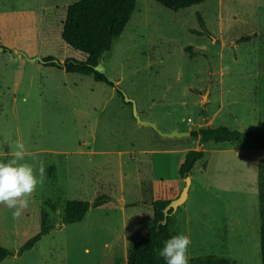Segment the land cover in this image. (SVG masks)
<instances>
[{
  "label": "rangeland",
  "instance_id": "374dc122",
  "mask_svg": "<svg viewBox=\"0 0 264 264\" xmlns=\"http://www.w3.org/2000/svg\"><path fill=\"white\" fill-rule=\"evenodd\" d=\"M77 0H0V161L22 138L45 179L19 217L0 204V244L13 251L40 228L54 227L22 254L0 264H121L147 230L160 179L175 180L189 149L204 150L176 211V231L191 237L188 256L217 255L234 264H261L256 164L264 149L167 132L224 125L264 131V0H204L172 11L137 0L122 34L101 62L115 87L89 75L32 61L35 56L84 60L61 38L67 6ZM199 14L206 29L201 30ZM248 39L239 40L242 37ZM186 46L202 52L189 56ZM206 95V98L203 97ZM52 167V170L50 168ZM77 222L61 223L67 199L92 202Z\"/></svg>",
  "mask_w": 264,
  "mask_h": 264
},
{
  "label": "trees",
  "instance_id": "16d2710c",
  "mask_svg": "<svg viewBox=\"0 0 264 264\" xmlns=\"http://www.w3.org/2000/svg\"><path fill=\"white\" fill-rule=\"evenodd\" d=\"M155 1L172 11H177L204 0ZM136 4L137 0H77L70 3L66 9L61 38L73 49L86 54V58L80 60L70 57L61 62L55 56L47 55L42 57L43 64L56 69H63L67 73L89 75L95 81L104 82L115 87V83L108 81L106 75L96 71L94 66L101 60L103 53L111 50L115 39L122 34L128 21L132 18ZM197 17L202 29L195 31L199 34L207 33L212 37L206 29L202 17L199 14H197ZM248 38V36L242 37L238 41ZM185 50L189 56L202 52L200 49H193L191 46H186ZM115 90L123 101L124 91L119 87H115ZM125 104L131 105V103ZM190 136L198 138L199 145H203L208 141L236 144L252 140L264 149V131H241L219 125L191 129ZM203 156L204 150L202 148L187 150L178 164L177 173L179 178L184 179L190 175L196 162L202 159ZM50 170H52V167ZM257 188L260 259L261 264H264V158L257 163ZM180 191L181 189L178 188L175 180H159L156 198L151 202L152 212L147 216L150 225L130 248L126 263L121 264H165L163 258L159 256V249L163 246V241L177 234L175 227L177 210L173 211L170 208L165 217L164 208L180 194ZM110 200H112V197L107 194L97 196L92 202L82 199H67L60 215L61 223L80 221L89 207H97ZM53 227L48 221V213L42 211L39 231L20 245L16 252L0 244V261L14 254V252L22 254L24 251L31 249ZM189 264L234 263L226 257L207 254L190 257Z\"/></svg>",
  "mask_w": 264,
  "mask_h": 264
},
{
  "label": "clouds",
  "instance_id": "9594fccd",
  "mask_svg": "<svg viewBox=\"0 0 264 264\" xmlns=\"http://www.w3.org/2000/svg\"><path fill=\"white\" fill-rule=\"evenodd\" d=\"M12 158L0 161V204L13 209V216L19 217L21 210L29 205V197L35 192L38 184L45 179V165L41 162L34 169L33 165L25 160L31 157L36 160L35 154L29 152L22 138L14 142ZM191 237L187 234L177 233L163 241L159 249V256L165 264H189V246Z\"/></svg>",
  "mask_w": 264,
  "mask_h": 264
},
{
  "label": "water",
  "instance_id": "95a60500",
  "mask_svg": "<svg viewBox=\"0 0 264 264\" xmlns=\"http://www.w3.org/2000/svg\"><path fill=\"white\" fill-rule=\"evenodd\" d=\"M30 60L32 61H40L43 63V58L40 57V56H35V57H32L30 58ZM57 60V59H55ZM94 69L104 75H106L108 81L110 82H113L115 83V80L113 77L109 76L106 72V67L105 65L99 61L95 66H94ZM204 98H206V95H203ZM123 101L125 103H131V107H132V114L133 116L136 118L137 122L141 123V124H145V125H149L151 126L152 128L156 129L162 136H166V137H181V136H185V135H190V131L189 130H183V131H179L177 129H172L170 131H167V132H162L160 131L156 125L150 121V120H146V119H141L139 113H138V110H137V107H136V102L134 101V99H132L131 97H128L126 94H124L123 96ZM185 180V184L184 186L182 187L181 191H180V194L174 198L173 200H171L164 208V215L165 217L167 216L168 214V211L170 208L173 209V211H176L177 208L182 204L184 203V201L186 200L187 198V195H188V191H189V188H190V184H191V177L190 175L186 176L184 178Z\"/></svg>",
  "mask_w": 264,
  "mask_h": 264
},
{
  "label": "crops",
  "instance_id": "0c3cea01",
  "mask_svg": "<svg viewBox=\"0 0 264 264\" xmlns=\"http://www.w3.org/2000/svg\"><path fill=\"white\" fill-rule=\"evenodd\" d=\"M141 124V123H140ZM143 125H145V124H143ZM184 156V155H183ZM199 161V160H198ZM256 166V169H257V164L255 165ZM191 175V174H190ZM192 176V175H191Z\"/></svg>",
  "mask_w": 264,
  "mask_h": 264
}]
</instances>
